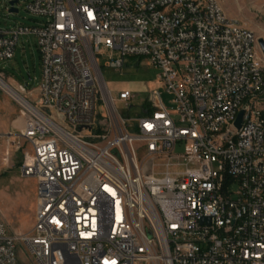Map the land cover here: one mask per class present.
Returning <instances> with one entry per match:
<instances>
[{
  "label": "built area",
  "instance_id": "2783aa9c",
  "mask_svg": "<svg viewBox=\"0 0 264 264\" xmlns=\"http://www.w3.org/2000/svg\"><path fill=\"white\" fill-rule=\"evenodd\" d=\"M25 10L42 20L0 28V61L35 37L38 94L23 97L15 143L28 147L20 175L36 180L35 213L30 230L10 233L0 212V264H24L19 248L28 264H264L257 37L218 0H27ZM100 46L120 57L100 66ZM135 56L170 99L152 86L129 117L116 102L130 110L136 94L114 98L103 69Z\"/></svg>",
  "mask_w": 264,
  "mask_h": 264
},
{
  "label": "rangeland",
  "instance_id": "374dc122",
  "mask_svg": "<svg viewBox=\"0 0 264 264\" xmlns=\"http://www.w3.org/2000/svg\"><path fill=\"white\" fill-rule=\"evenodd\" d=\"M9 1L12 0H0V28H11L17 25L32 26L42 20L26 12L27 0L17 1L15 5L18 13H8L5 6ZM218 1L229 20H237L240 25L255 34L257 56L264 69V51L258 41L261 39L264 47V0ZM109 57L118 58L120 55L116 50L100 46L97 57L99 65L102 66ZM158 73L159 70L151 66L147 58L136 56L127 57L124 65L119 69H103L104 80L114 98L122 89L136 94L130 110H124L123 103L116 102V109L123 116L140 115V106L145 105L148 91L152 86L158 85L165 103H168L170 96L158 84ZM39 81L40 65L36 39L34 36H22L19 38L14 57L8 61H0V212L10 233H25L32 227L37 183L34 178H23L20 175L23 152L28 150L26 144L18 150L15 148L21 128V124L15 123L21 119V105L15 100L19 99L16 94L11 92L14 99L4 88L3 82L27 101L34 102L38 94L36 89ZM26 83L27 91L22 92L18 86ZM100 105H103L101 101L97 103V106ZM99 110L104 111L103 108ZM131 132L135 130L131 129ZM182 148V144H177L176 152H181ZM18 253L21 262L30 263L23 248H19Z\"/></svg>",
  "mask_w": 264,
  "mask_h": 264
},
{
  "label": "bare ground",
  "instance_id": "6f19581e",
  "mask_svg": "<svg viewBox=\"0 0 264 264\" xmlns=\"http://www.w3.org/2000/svg\"><path fill=\"white\" fill-rule=\"evenodd\" d=\"M220 12H223V10L221 9V6H220ZM229 20V19H228ZM237 27H240V30H245L247 31L250 36H255V34L248 28L246 27H243L242 25H240L238 22H237ZM1 83V82H0ZM4 83V88L9 92V94L11 95V92H13L14 94H16V97L19 98L18 100L15 99L12 95V97L20 104V105H25L27 106L26 104V101L25 99L19 94L17 93L14 89H12L11 87H9L7 84ZM18 95V96H17ZM263 103H264V96H263ZM21 117V116H20ZM260 120H264V113H260ZM15 124H22V118L20 119V121L16 122Z\"/></svg>",
  "mask_w": 264,
  "mask_h": 264
},
{
  "label": "water",
  "instance_id": "95a60500",
  "mask_svg": "<svg viewBox=\"0 0 264 264\" xmlns=\"http://www.w3.org/2000/svg\"><path fill=\"white\" fill-rule=\"evenodd\" d=\"M17 1H18V0H12V1H9V2H8V5L10 6V8H9V13H12V14H16V13H18V9H17L16 6H15V4L17 3ZM258 41H259V43L261 44L262 49H263V51H264V47H263V45H262V40L259 39ZM242 118H243V110H240V111L238 112V114H237V117H236V120H235V123H234V124H235V127H236L237 129H239L240 126H241Z\"/></svg>",
  "mask_w": 264,
  "mask_h": 264
},
{
  "label": "crops",
  "instance_id": "0c3cea01",
  "mask_svg": "<svg viewBox=\"0 0 264 264\" xmlns=\"http://www.w3.org/2000/svg\"><path fill=\"white\" fill-rule=\"evenodd\" d=\"M230 19H231V18H230ZM10 80H11V79H10ZM11 82H13V81L11 80ZM19 86H25V85L21 84V85H19ZM19 86H18V87H19ZM36 90H37V89H36Z\"/></svg>",
  "mask_w": 264,
  "mask_h": 264
}]
</instances>
